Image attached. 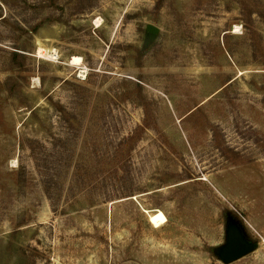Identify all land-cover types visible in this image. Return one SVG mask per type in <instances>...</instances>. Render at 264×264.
I'll use <instances>...</instances> for the list:
<instances>
[{
  "label": "rangeland",
  "instance_id": "obj_1",
  "mask_svg": "<svg viewBox=\"0 0 264 264\" xmlns=\"http://www.w3.org/2000/svg\"><path fill=\"white\" fill-rule=\"evenodd\" d=\"M0 264H264V0H0Z\"/></svg>",
  "mask_w": 264,
  "mask_h": 264
},
{
  "label": "water",
  "instance_id": "obj_2",
  "mask_svg": "<svg viewBox=\"0 0 264 264\" xmlns=\"http://www.w3.org/2000/svg\"><path fill=\"white\" fill-rule=\"evenodd\" d=\"M159 32L160 30L157 26L148 24L146 28L147 43H151ZM255 248L256 245L247 242L236 227L230 226L227 231V242L222 249L221 257L225 263H231L251 253Z\"/></svg>",
  "mask_w": 264,
  "mask_h": 264
},
{
  "label": "bare ground",
  "instance_id": "obj_3",
  "mask_svg": "<svg viewBox=\"0 0 264 264\" xmlns=\"http://www.w3.org/2000/svg\"><path fill=\"white\" fill-rule=\"evenodd\" d=\"M99 23H100L99 21H96V24H99ZM98 26H100V25H98ZM38 54L40 56L47 58V59H50V60H56L58 57V54L55 50L46 49L44 47L39 48L37 55ZM80 62H81V59L78 57H73L71 59V64H73V65H78V64H80Z\"/></svg>",
  "mask_w": 264,
  "mask_h": 264
}]
</instances>
